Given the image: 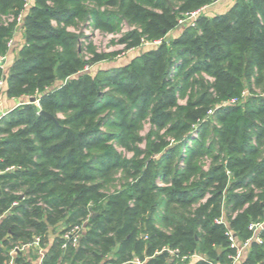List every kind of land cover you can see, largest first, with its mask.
<instances>
[{"label": "trees", "instance_id": "16d2710c", "mask_svg": "<svg viewBox=\"0 0 264 264\" xmlns=\"http://www.w3.org/2000/svg\"><path fill=\"white\" fill-rule=\"evenodd\" d=\"M210 1L30 5L23 43L0 68L7 98L38 100L21 101L0 118V171L18 167L0 174V217L10 210L0 219V253L39 237L42 248L49 245L43 264L232 263L235 250L214 219L223 215L242 243L250 222L264 217V0H236L223 14L179 24L184 12ZM23 7L24 0H0V56L15 31L2 18ZM90 21L106 32L133 26L124 38L133 46L160 44L122 68L91 75L83 72L89 61L78 51L79 35L66 30ZM178 97L186 98L183 105ZM147 117L151 129L140 149ZM168 136L176 144L169 146ZM158 177L167 186L159 187ZM84 222L78 246L63 249L61 235ZM50 231L57 233L51 242ZM163 248L176 255H156ZM193 254L203 259L191 261ZM24 261L18 253L16 263ZM239 264H264V244L251 243Z\"/></svg>", "mask_w": 264, "mask_h": 264}, {"label": "rangeland", "instance_id": "374dc122", "mask_svg": "<svg viewBox=\"0 0 264 264\" xmlns=\"http://www.w3.org/2000/svg\"><path fill=\"white\" fill-rule=\"evenodd\" d=\"M35 0H28V4L26 6V11L29 9L30 5L34 2ZM236 2V0H234ZM219 3V2H218ZM210 4L213 5V3L210 1ZM210 4H208L207 6H209ZM217 4V3H215ZM222 2L220 1L221 5ZM217 5V6H218ZM205 6V7H207ZM216 7V5H215ZM208 9V8H207ZM186 12H184L183 15H185ZM217 14V10L216 9H212V10H205L202 11L199 15H205L207 17H212V15ZM4 17V16H3ZM51 24L53 26H56V22L52 21ZM93 22L90 21L89 23H79L78 27L75 26H69L67 27V31L74 33L76 35H79V40L77 43V48L78 51L81 54V57L83 58V60L85 61H89V64H87L83 70V72H88L91 75H94L95 72L97 70H106V71H110L113 69H119L124 67L127 63L130 62L131 59H133L134 57H136L138 54L147 52L149 50L155 49L156 46H158L159 44H151V45H144L143 43H146L144 41L140 42L138 45H130V43H132L133 39H128V40H124V38H126L128 35H131V33L134 32V27L133 26H129L125 23H122L119 25L118 30L115 32H106V31H102L101 29L94 27L93 26ZM19 28L15 27V30L17 31ZM173 34V35H172ZM178 33L176 32V34H174L173 32H170L167 37L171 38L173 36H176ZM106 55L108 56V58H103ZM98 57V58H96ZM93 60H96L94 63H92ZM91 63V64H90ZM207 78V77H206ZM61 82H57L56 85H60ZM107 90V89H105ZM258 90V89H256ZM258 94L260 93L259 91H256ZM245 96L247 97L248 94L246 92ZM10 99V98H8ZM30 99V98H29ZM20 101H25L28 102L29 100H27V98H19ZM186 98H181L178 97L177 99V104L179 105H183L185 103ZM29 103V102H28ZM13 106L10 107V109H12ZM9 109V110H10ZM207 117H211V111H209ZM58 118H62L63 115L61 113L57 114ZM151 129V124L149 122V118H145L142 121V126L141 129L139 131V136L141 137V141L137 144L138 147L140 149H144L145 148V138L147 136V134L149 133ZM163 135L164 134V130L160 131L159 135ZM195 135V133H193ZM165 142H167L169 144V146H173L174 144H176L177 141H174L170 136L165 137L164 138ZM113 146H115L117 152L125 159H131L133 156L132 151H128L126 149H124L123 147L112 143ZM160 154H156L154 155V159H157L159 157ZM205 163V164H204ZM203 164L205 165L204 167L206 168L209 164H210V160L208 158L203 160ZM115 179H117V181L114 183V185L117 188H120V186L122 185V181L121 180V175L120 173H118L115 177ZM157 185L159 187H163V186H167V184H165L159 177L157 179H155ZM115 188V189H117ZM114 188H108V191H112ZM103 193H106V191H104ZM205 197V196H204ZM204 197L199 201L202 202V200L204 199ZM53 237V233L52 231L49 232L48 235V239H52Z\"/></svg>", "mask_w": 264, "mask_h": 264}, {"label": "built area", "instance_id": "2783aa9c", "mask_svg": "<svg viewBox=\"0 0 264 264\" xmlns=\"http://www.w3.org/2000/svg\"><path fill=\"white\" fill-rule=\"evenodd\" d=\"M222 0H211V2L213 4L218 3ZM28 4V0H24V7L23 10L18 13L17 15H7L4 16L2 18L3 24L5 26H9L14 24L15 27L20 28V25L23 22V18L25 16L26 13V6ZM206 7H203L199 10L190 12V13H186L185 15H183V18L181 20H179V24H184L186 22H192L194 21L199 14L204 11ZM16 30L13 32V36L15 35ZM159 44L160 41H156L153 43H143L144 45H151V44ZM14 45V38L12 37V39L7 43V47H8V51L13 47ZM7 53L6 55H2L0 56V68L5 69V67L7 66ZM4 87H5V83L4 80H0V99L2 97L3 91H4ZM36 99V98H35ZM27 100H29V98H27ZM230 103H235L236 100L232 99L229 101ZM35 104H38V100L36 99ZM20 104V103H19ZM18 104V105H19ZM6 114V112L1 113L0 118L2 116H4ZM39 114V113H38ZM16 169H18V167L15 166H10L5 168L3 171H0V174L4 173V172H12L15 171ZM6 191V190H5ZM209 198V194H206L204 199L202 200L201 203H204L207 199ZM18 202H13L12 203V208L17 206ZM10 213V210L7 211V213H4L0 219L4 218L6 214ZM236 212H234L231 215V219H233L236 216ZM214 223L216 225H221L223 227H225V235L227 236V238L229 239V241L231 242L230 247L233 248L235 250V253L233 256H231V264H239L241 259L243 258L244 253L247 251V249L249 248L250 244L255 242L258 245H263L264 244V239L262 238V235H264V217L262 220L258 221V222H250V224L248 225V230L250 231L251 235L248 239H246L244 242L242 243H238V241L235 239V234H233V232L229 229L228 226V222L225 219V217L222 215L219 218L214 219ZM85 232V222L81 225H74L72 226L70 229H68L63 235H61V238L63 239V244H62V248L66 249L67 246H71V247H77L79 244V241L81 239V237L83 236ZM40 238L39 237H34V239L28 243V244H22L19 246H12L9 251V257L10 260L6 263V264H16V259L14 261L13 257L15 255H18V253H22L25 250L31 248V247H36L38 250V254H39V261L38 264H43L42 260L44 258V252L42 247L40 246ZM163 252L168 253L170 256H174L176 255V251L168 249V248H163L161 251L157 252V254H161ZM183 259H187V257H183ZM188 259L194 260V259H203L202 256L198 255V254H193L190 257H188ZM15 262V263H14ZM136 264H141L138 261H135ZM5 264V263H4Z\"/></svg>", "mask_w": 264, "mask_h": 264}, {"label": "crops", "instance_id": "0c3cea01", "mask_svg": "<svg viewBox=\"0 0 264 264\" xmlns=\"http://www.w3.org/2000/svg\"><path fill=\"white\" fill-rule=\"evenodd\" d=\"M221 2H222L221 5H218V4H220V2L217 3V4H213V5L210 4L209 6H207L204 9V11L205 10H212L213 8L216 9L217 10V14L212 15V17H213L215 15H219V14H223V13L227 12L235 4L234 0H222ZM215 5H216V7H215ZM176 32H178V30L173 31L174 34H176ZM13 38H14V45L7 52V57H8L7 58V60H8L7 64L12 61L13 57L16 55V52H17L18 48H20V46L23 43L21 28H19L16 31L15 35L13 36ZM4 90H5V87H4ZM20 102L21 101L19 99H13V98L12 99H8L6 97V95L3 93L2 97L0 99V115H1V113L8 112L11 106H13L12 109L15 108ZM52 233H53V231H52ZM56 236H57V233L54 232L52 239L55 238ZM52 239L51 238L48 239L49 242H51ZM48 247H49V245L47 247H45V248H42L43 252H44V256H45V253H46ZM2 249H4V250L1 251L0 256H2L3 259H2V262L0 261V264H4V263L6 264L10 260V257H9V254H8L9 249H5L4 247ZM21 255L25 259V261H24L25 263H27V264H38L39 254H38V250H37L36 247H31V248L25 250L24 252L21 253ZM17 256L18 255H15L13 257L14 261L17 258ZM135 261L140 262L139 259H133L131 264H136ZM126 264H129V263H126ZM190 264H192V263H190Z\"/></svg>", "mask_w": 264, "mask_h": 264}, {"label": "water", "instance_id": "95a60500", "mask_svg": "<svg viewBox=\"0 0 264 264\" xmlns=\"http://www.w3.org/2000/svg\"><path fill=\"white\" fill-rule=\"evenodd\" d=\"M35 100H36L35 98H30L28 102H29V103H34ZM39 115L42 116V117H45V118H47V119H50V120H52V121H55V118H54L52 115H50V114H48V113H46V112L40 111V112H39Z\"/></svg>", "mask_w": 264, "mask_h": 264}]
</instances>
